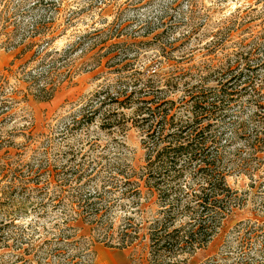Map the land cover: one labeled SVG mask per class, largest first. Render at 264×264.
Masks as SVG:
<instances>
[{
  "label": "trees",
  "instance_id": "obj_1",
  "mask_svg": "<svg viewBox=\"0 0 264 264\" xmlns=\"http://www.w3.org/2000/svg\"><path fill=\"white\" fill-rule=\"evenodd\" d=\"M98 8L100 22L106 9ZM120 14L109 24L104 19L102 27H96L98 21L93 22L71 45L74 51L82 53L85 69L115 77V82L95 93L78 124L98 123L100 129L113 133H125L130 127L138 129L144 137L146 165L139 171L133 168L118 171V181H102L101 191L79 193L78 200L66 198L65 193L73 187L71 182L77 185L79 181H63L58 184L57 192L52 189L51 181L45 185L34 181H3L1 176L8 178L9 168H6L8 164L2 165L0 241L9 239L4 229L15 224L16 217L27 214L30 206L40 207L39 217L47 215L49 206L53 209L63 206L64 218L62 225H56L60 236L55 242L77 244L75 224L81 220L90 231H98L97 240L106 246L129 249L148 240L151 264H164L167 260L168 264L171 260H174L172 264H184L187 259L179 261L180 257H190L206 248L221 232L233 210L244 205L243 199L228 185V175L247 172L251 179H264L256 173L262 166L257 147L264 143V129L249 134L241 116L248 108H254L253 120L264 124V93L257 82L264 63L260 59L255 61L256 49L252 48H257L258 43L250 45L247 39L232 43L233 33L243 26L245 19L240 9L219 23L212 33L206 31L209 17L205 22L195 18L184 21L189 29L182 38L159 43L160 55L144 65H141L140 49L135 55L131 53L142 43L136 41L150 35L157 40L162 33L151 22H145L134 31L137 35L131 37L127 26L118 22ZM75 19L74 13L67 17L68 26ZM54 22L31 31L30 39L37 43L39 36L42 41L49 40L47 43L52 41L50 37L58 34ZM160 23L166 26L164 19ZM142 29L147 30L144 35H138ZM0 34L12 40V32L2 29ZM210 36L211 41L203 44V39ZM124 38L136 41L130 44ZM196 40L199 43L186 55L178 59L168 56ZM229 44L232 46L227 47ZM246 47L248 51L244 50ZM47 50L39 55L35 52L34 61L41 59L44 63L49 56ZM202 52L206 53L202 54L201 63L185 67ZM58 64V61L53 63L47 79L60 74ZM57 86L47 91V98L37 95L35 99L47 101L50 91ZM3 92L0 84L1 98ZM4 102L3 107H7ZM247 152L249 157L244 158ZM254 162L258 167L251 171ZM118 210L123 214V223L114 217ZM118 222L121 223L116 232ZM250 240L243 238L242 243L246 246Z\"/></svg>",
  "mask_w": 264,
  "mask_h": 264
},
{
  "label": "rangeland",
  "instance_id": "obj_2",
  "mask_svg": "<svg viewBox=\"0 0 264 264\" xmlns=\"http://www.w3.org/2000/svg\"><path fill=\"white\" fill-rule=\"evenodd\" d=\"M99 6L106 9L100 22ZM239 9L245 19L243 26H238L233 33L232 43L242 39H247L250 45L258 43L257 48H252L256 49L253 52L255 61L260 59L264 63V0H0V31L13 33L12 40L0 34V84L4 91V96L0 97V167L8 164L6 168H9L8 178L2 174V180L34 181L41 185L51 181L56 192L60 191L58 184L63 181H79L77 185L71 182L73 187H67L70 191L65 193L66 198L78 200L79 193L89 195L101 191L105 181H118V171L128 168L139 171L146 165L144 137L138 129L130 127L125 133H113L100 129L98 123L78 124L95 93L115 82L112 74L101 75L85 69L82 53L71 47L78 40L77 36L93 22L98 21L96 27H102L104 19L112 23L117 20V13H121L118 22L127 26L131 37L137 35L134 31L140 25L151 22L152 27L162 33L159 39L155 40L153 35L137 41L123 39L130 44L142 42L131 53L135 55L140 49L141 65H144L160 55L159 43L182 38L189 29L184 21L187 23L186 20L195 18L205 22L209 17L206 31L212 33L219 23ZM72 13L77 19L68 26L66 18ZM7 19H10L8 23ZM161 19L166 26H161ZM51 21H55L54 28H58V34L50 37L52 41L47 43L49 40L42 41L39 36L37 43L30 39L31 31ZM146 30H139L138 35H144ZM211 39V36L203 39V44ZM198 43L197 40L185 43L179 51L168 56L178 59ZM45 49L49 53L47 60L44 63L41 59L34 61L33 54L38 52L39 55ZM244 50L248 51L249 47ZM204 53L185 67L201 63ZM56 61L60 74L47 79ZM52 80L55 82L47 86ZM261 80H264V64L257 81L264 93ZM54 86L57 87L50 91L47 101L35 99L37 95H48L47 91ZM3 101L7 107H3ZM254 112V108H248L241 115L249 134L264 129L263 123L253 120ZM240 145L243 144L240 142ZM257 153L262 166L256 173L264 176V143L257 147ZM243 157L248 158L249 152ZM256 163L251 171L257 169ZM227 183L243 199L244 205L233 210L221 232L206 248L190 257H180L179 261L187 259L184 264H236L241 261L264 264V179L257 181L247 172H233L228 175ZM63 209V206L56 209L49 206L47 215L39 217L42 210L32 205L27 214L16 217L15 224L4 229L9 239L0 241V264H151L148 240L135 243L129 249L111 248L98 241V231H90L81 220L75 224L77 244L55 242L60 236L56 225H62ZM114 214L116 220L122 221V212L118 210ZM120 223H116V232ZM117 237L116 234L115 239ZM243 238L252 240L244 246Z\"/></svg>",
  "mask_w": 264,
  "mask_h": 264
}]
</instances>
